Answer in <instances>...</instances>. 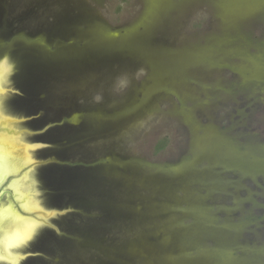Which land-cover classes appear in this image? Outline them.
Masks as SVG:
<instances>
[{
	"label": "rangeland",
	"instance_id": "1",
	"mask_svg": "<svg viewBox=\"0 0 264 264\" xmlns=\"http://www.w3.org/2000/svg\"><path fill=\"white\" fill-rule=\"evenodd\" d=\"M0 57L68 211L23 264H264V0H0Z\"/></svg>",
	"mask_w": 264,
	"mask_h": 264
},
{
	"label": "water",
	"instance_id": "2",
	"mask_svg": "<svg viewBox=\"0 0 264 264\" xmlns=\"http://www.w3.org/2000/svg\"><path fill=\"white\" fill-rule=\"evenodd\" d=\"M33 54L38 56L35 51ZM3 62L9 68L5 78V97L8 98L7 101L5 100L4 102V104L6 103L8 105L5 110L7 115L10 116L9 119H12L15 124H18L17 126L19 129L21 128V140L26 141L24 144L29 146L28 149L30 150L33 159L30 166L18 171V169L24 164L23 145L15 142L14 135L16 133V129H12L14 131H12V133H8V119L0 120V232H5L3 226H8V220L23 223L25 219L24 217H28V214H30L26 209H33L30 205L31 193H22L20 185V180H25L21 179L23 175L31 171V181L29 184L32 185V188L35 191L37 198L40 199L41 204L52 212V218L50 221L43 224V226H40V229L34 232L33 241L35 242V240H39L38 238L42 234H46L49 230L53 229V224L56 223L55 220L61 217L64 213H68V211L62 212L55 209L53 203L47 204L48 202H52V200L50 201V199H46L47 194L42 182H37L36 174H38V170L43 166V163L42 160L37 158L33 153L38 149H43L44 146L40 143H36L34 139L31 138L33 135L37 134L36 132L33 133L28 129H25L24 125L31 121L33 117H30L29 114L25 112L18 113L12 105L13 99L16 98L18 94V91L14 90V86L9 81V73L12 71L14 63L7 57L0 60V64ZM9 62L13 64L9 65ZM47 62L52 63L49 59ZM18 66L20 67V64ZM46 67V61L39 59L31 65L29 70L45 69ZM36 215L37 213L35 212L34 216L36 217ZM30 243L31 242H28L22 249L21 254L23 255L20 256L23 258L20 259L21 261L19 264H23L25 260L33 258L37 255L32 253L34 245H31Z\"/></svg>",
	"mask_w": 264,
	"mask_h": 264
},
{
	"label": "bare ground",
	"instance_id": "3",
	"mask_svg": "<svg viewBox=\"0 0 264 264\" xmlns=\"http://www.w3.org/2000/svg\"><path fill=\"white\" fill-rule=\"evenodd\" d=\"M9 68L5 65V63L0 64V120L6 118L7 112L6 108L8 105L4 102L7 101L8 98L5 97V78L6 74L8 73ZM8 116V115H7ZM18 125V124H17ZM8 127L10 129H16V124L9 121L8 119ZM8 128V129H9ZM17 130V129H16ZM22 132V131H21ZM16 132L15 133V142L22 143L23 142V159L24 164L18 169L21 171L22 169L27 168L32 164V154L28 149V145L24 143L26 141L21 140L22 134ZM31 171L27 172L23 175L20 180V185L22 189V193H31L32 185H30V177ZM30 185V186H28ZM33 189V188H32ZM37 198V195L30 196V205L33 209H26L29 211L28 217H24L23 223L10 221L8 220V226H3L5 232H0V264H19L21 261L20 259L23 258L20 255L24 246L31 241L33 238V234L36 230L40 229V226L46 224L52 218V212L45 206H43L40 200ZM31 211V212H30ZM35 212L37 213L36 217ZM35 218H34V217ZM20 253V254H19Z\"/></svg>",
	"mask_w": 264,
	"mask_h": 264
},
{
	"label": "flooded vegetation",
	"instance_id": "4",
	"mask_svg": "<svg viewBox=\"0 0 264 264\" xmlns=\"http://www.w3.org/2000/svg\"><path fill=\"white\" fill-rule=\"evenodd\" d=\"M2 58H4V57H0V60H1Z\"/></svg>",
	"mask_w": 264,
	"mask_h": 264
}]
</instances>
